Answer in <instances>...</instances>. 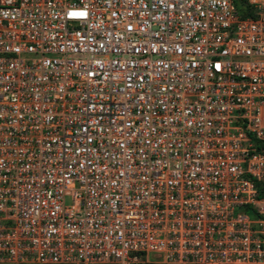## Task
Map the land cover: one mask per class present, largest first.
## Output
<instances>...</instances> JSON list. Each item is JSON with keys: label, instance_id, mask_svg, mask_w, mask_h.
Wrapping results in <instances>:
<instances>
[{"label": "built area", "instance_id": "1", "mask_svg": "<svg viewBox=\"0 0 264 264\" xmlns=\"http://www.w3.org/2000/svg\"><path fill=\"white\" fill-rule=\"evenodd\" d=\"M150 261L264 264V0H0V263Z\"/></svg>", "mask_w": 264, "mask_h": 264}, {"label": "crops", "instance_id": "2", "mask_svg": "<svg viewBox=\"0 0 264 264\" xmlns=\"http://www.w3.org/2000/svg\"><path fill=\"white\" fill-rule=\"evenodd\" d=\"M29 264V263H28ZM34 264H36V263H34ZM145 264H160V263H158V262H154V261H150V262H146Z\"/></svg>", "mask_w": 264, "mask_h": 264}, {"label": "rangeland", "instance_id": "3", "mask_svg": "<svg viewBox=\"0 0 264 264\" xmlns=\"http://www.w3.org/2000/svg\"><path fill=\"white\" fill-rule=\"evenodd\" d=\"M149 257V255H148ZM0 264H15V263H11V262H3V263H0ZM29 264H34V263H29ZM142 264H145V263H142Z\"/></svg>", "mask_w": 264, "mask_h": 264}]
</instances>
